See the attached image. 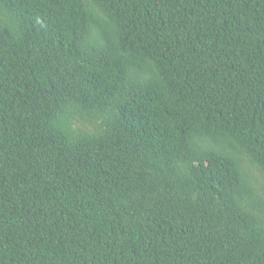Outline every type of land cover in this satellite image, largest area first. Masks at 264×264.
<instances>
[{
    "label": "trees",
    "instance_id": "trees-1",
    "mask_svg": "<svg viewBox=\"0 0 264 264\" xmlns=\"http://www.w3.org/2000/svg\"><path fill=\"white\" fill-rule=\"evenodd\" d=\"M0 264H264V0H0Z\"/></svg>",
    "mask_w": 264,
    "mask_h": 264
}]
</instances>
